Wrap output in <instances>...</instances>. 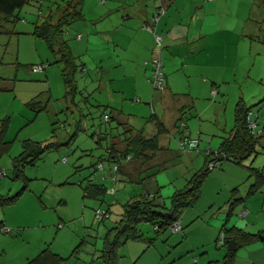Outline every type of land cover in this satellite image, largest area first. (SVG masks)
<instances>
[{"label":"rangeland","instance_id":"rangeland-1","mask_svg":"<svg viewBox=\"0 0 264 264\" xmlns=\"http://www.w3.org/2000/svg\"><path fill=\"white\" fill-rule=\"evenodd\" d=\"M64 1L29 0L19 10V20L11 25L10 33L3 28L0 31V126L6 120L3 138L9 142L7 151L0 155V169L6 172L5 176L0 177V194L15 195L26 185L12 204L0 206V221L4 219L5 228L12 230L9 233L0 231V264H24L45 247L64 257L76 249V257L67 264H101L98 256L103 234L119 218L122 204L131 197L150 191L155 193L154 201L168 206L173 191L183 188L190 175L203 166L206 150L214 152L221 137L232 128L234 106L238 99L250 106L249 117L255 121L256 131L264 127V17L254 14L249 19L240 20L238 24L236 20L229 21L227 18L221 22L223 31L217 34L216 42L210 45L218 46L222 59L212 60L211 57L208 62L207 59L204 62L198 58L201 65L205 64L201 71L191 68L188 70L191 73L190 80H182L179 74L175 80L176 89H191L189 94L193 97V107L185 112L188 117L187 130L191 136L187 138L198 141L197 150L187 151L191 153V164L185 168L183 163L161 164L159 159L153 165L155 173L151 176L141 174L139 183L113 180L110 163L99 160L106 156L110 137L103 133L99 134L100 137L104 136L100 144L95 140V130L102 119L104 107L113 105L126 113L132 111L143 122L156 110L152 103L143 112H133L134 104L143 103L140 94L134 92V80V85L128 86L131 81L124 79L125 87L133 90L126 92L124 97L116 88L120 87L119 77L113 79L115 85L111 86L114 91L109 84L105 88L104 70L95 65L93 52L85 50L84 45L83 28L89 9L95 4L91 0L84 1L85 20L71 22L63 29V36L71 45L77 64L74 72L77 89L74 102L63 98L65 89L60 76L62 63L55 62L56 57L45 42L31 37L30 32L34 23L41 22L49 11H55ZM233 25L239 29H243V25L247 26L244 30L248 34H228L227 28ZM78 33L84 36L81 40L75 38ZM213 39L214 36H211L208 42ZM36 57L38 61H28ZM40 63L43 69L34 73L30 67ZM46 70L49 79L45 78ZM213 70L222 71L223 80H210L207 74ZM119 72L117 70L113 75L117 77ZM196 72L200 80H196ZM205 76L206 83L201 80ZM211 81L215 83L214 97L208 94ZM45 84L49 87L47 95L44 93ZM147 84L151 87L150 82ZM38 96L43 103L47 96L48 100L45 109L36 112L28 102ZM137 98L140 101H136ZM100 128L104 129L105 125L101 124ZM175 135L180 138L179 133ZM178 138L170 137V148L180 152L183 158L187 152L178 149ZM26 139L41 144L53 142L54 145L33 165H27L22 177L14 179L11 158L21 151V142ZM163 154H159V158ZM98 164L102 168L99 169ZM130 164L133 165V162ZM227 164L238 167L240 171L224 167ZM250 166L259 169L264 167V145L258 143L255 152L239 164L225 159L216 161L201 186L202 196L198 201L200 209L196 218L187 224L181 220L180 226L183 228L178 233L172 232L170 228L159 232L152 245L147 246L143 241H128L119 246L118 264H131V258L135 259L136 264H173L172 259L175 264H212V261L222 260L227 248L220 245L218 234L220 228L225 226L228 204L220 212L224 217L223 224L220 226L218 222L216 228L212 224L216 223L215 216L219 214L216 212L221 208L215 205L209 207L208 202L216 198L222 202L225 184L236 183V175L247 178V167ZM222 168L226 170L222 171ZM89 179L106 185L107 191L102 201L83 195V188ZM110 189L113 191L110 192ZM239 195L236 193L234 197L238 198ZM107 208L109 217L102 222L97 221L94 210ZM204 225L206 228H203ZM138 228L147 236L155 235L147 223H140Z\"/></svg>","mask_w":264,"mask_h":264},{"label":"crops","instance_id":"crops-1","mask_svg":"<svg viewBox=\"0 0 264 264\" xmlns=\"http://www.w3.org/2000/svg\"><path fill=\"white\" fill-rule=\"evenodd\" d=\"M84 1L85 0H82L80 6L82 15L80 19L82 20H85L83 13ZM91 1H94L95 4L89 9L87 22H85V28H83L85 29L84 45L85 50H91L93 52L92 57L94 58L95 65L104 70L103 83L105 88H108L107 84H109L110 89L114 91L111 86L115 85L113 79L119 77L118 79L120 80L118 81H120V85L118 86L120 87L116 88L124 97L126 96V92H133L131 88L125 87L124 81L128 78L129 80H127L131 81V83L128 84L129 86L130 84L134 85V82H132V80H134L136 82L134 92L140 94L142 98L141 103H143L134 104L132 109L133 112L145 111L146 106H150V102L154 104L156 110L155 119L146 120L144 118L145 121L143 122L142 120L140 121L138 116L132 113V111L126 113L122 108L113 105L108 106V109L112 110L115 119H113L110 125L113 127V131L111 134H107V136L111 139L113 135L112 142H114L116 148L123 149L127 142L126 137L128 138L129 136L141 133L144 137L148 138L157 134L159 127H163L164 129L158 136L160 149L157 150L151 159L147 162H143L141 159L134 160L133 165L130 163L123 164L121 173L117 175V180L123 183H139L141 174L151 176L155 173L153 165H155V161L159 159L161 164L163 162L176 165L183 163V165H185L184 167L187 168L186 165L191 164V153L187 152V154H185L187 156H183L182 158L181 153L177 150H172L169 143L171 136L176 139L178 138L175 133H179L178 136L180 137H191L187 130L188 117L185 112L193 107V97L189 94L191 93V89L188 91L176 89L175 80H177V75L179 74L182 80H190L191 76L189 74L191 73H188V70L197 68L201 71L202 67L205 65H201L198 58L204 62L206 59V62H208L211 57L212 60L222 59L221 50H217L218 46H210L216 42L217 34L223 31V24L221 22L229 18V21L236 20L238 24L240 20L249 19V17L254 16V14H260L264 17V0H161L165 11L154 27L155 32L161 36L165 89L157 93L147 84L149 83L151 69L149 62L152 57V34L144 29L143 25L157 9L159 4L158 0ZM108 1V5L101 6V4H106ZM10 27V25H5L3 30L6 29V32L10 33ZM244 27L243 25V29L242 27L239 29L238 26L234 28L233 25L227 28V33L229 34L230 32V34H232L234 32H241L248 34V32L244 30ZM77 35H80V37L77 38ZM30 36L34 37L32 34H30ZM84 36L78 33L75 35V38L81 40ZM211 36H214V39L211 42L209 41V43L208 38ZM33 41L36 44L35 40ZM69 49L71 53L75 55L71 45H69ZM28 61H38V59L36 57L28 59ZM117 70L120 71V76L117 75L116 77L113 73ZM195 76L196 80H200L198 72H196ZM207 76L210 80H218L219 78L223 80L224 78L222 71L216 72L214 70L207 74ZM45 78H50L48 70L45 71ZM201 80H207L206 76L203 79L201 78ZM204 83H206V81ZM214 84L215 83L211 81V86L208 91L209 95L214 88ZM45 87L47 90L45 88L44 93L47 95L49 87L46 84ZM204 90L206 91L205 86ZM215 95L216 94H214L213 97ZM36 99L39 100V96L36 97ZM44 100L47 102L48 96L46 99L44 98ZM39 102L43 103L41 100H39ZM181 123L184 126H182L180 129L181 131L178 132V126H176V124L179 125ZM263 128H261V130L264 135ZM227 134L228 132L224 136ZM223 137H221V139ZM258 143L264 145V136L258 140ZM216 149L217 148H215V150ZM161 153L164 154L159 158L158 155H161ZM224 167H233V169L238 170V167L234 168V166H229L228 164ZM221 170L224 171L226 169L222 168ZM236 176V183L232 185H230L231 183L225 184L222 202H219L217 198L215 200L209 199V207L215 205V207L221 208L216 212L219 213L215 216L216 219L214 221H216V223L212 225L218 228V222L220 226L223 224L224 217H222L220 212L224 211L225 204L227 205L230 202L232 197L231 191L235 189L237 193L240 194L238 197H241L242 201L233 207L232 216L229 219H225V228L235 226L247 232L261 233L263 237H256L255 241L238 247L234 255V264H264V186L258 192L244 198L253 178H249L248 175L247 178L240 175ZM229 191L230 197H228ZM145 192L152 193L150 191ZM201 196L202 192L200 190V196L197 201L181 212V219L179 216V221L182 220L181 222L184 221L185 224H187L196 218V214L199 212L198 209H200L198 201H200ZM188 208H191V210H187ZM2 221L4 226H6L5 220L3 219ZM207 226H210V224ZM203 228H206V225H204ZM130 261L131 264H136L134 258H131ZM174 262L175 260L172 259L173 264H175Z\"/></svg>","mask_w":264,"mask_h":264},{"label":"trees","instance_id":"trees-1","mask_svg":"<svg viewBox=\"0 0 264 264\" xmlns=\"http://www.w3.org/2000/svg\"><path fill=\"white\" fill-rule=\"evenodd\" d=\"M28 2L29 0H0V31L1 28L5 27V25H14L15 22L19 20V10ZM81 4L82 0H65L62 5H58L55 11H49V13L41 22L34 23L33 30L31 32L34 37L42 39L45 42L47 48L56 57L55 62L62 63L60 76L65 89L63 98L65 100H69L71 103L74 102L73 97L75 92H77L74 81V72L77 68V64L69 49V45L63 36V29L69 23L74 22L82 17L80 10ZM153 45L154 41L152 37V46ZM149 63L151 65V59ZM162 73L165 89V75L163 69ZM149 82L151 84L150 79ZM152 90L154 92L162 91L154 90L153 87ZM136 101H139V99L137 98ZM28 104L32 106L36 112L43 110L46 107V102L40 103L36 98H32ZM150 104H152V102H150ZM76 105L77 104H75V106ZM76 107H78V105ZM79 112H81V109ZM249 112L250 106L246 105L242 99H238L234 106L232 128L228 134L221 139L217 149L214 152L205 154L203 166L190 175V177L186 180L184 187L173 191L172 195L170 196L168 206L154 201L155 193L148 192H142L139 195L131 197L122 204V212L119 218L112 226L107 228L103 234L102 247L98 256L101 259V264H117V259L119 257L117 254V249L119 246L123 245L129 240L143 241L147 244V246L152 245L159 232L169 228L173 222L179 219L181 212L185 208L192 206L197 201L200 196L201 186L206 176L210 172V170L207 168L208 162H216L225 159L239 164L241 163L242 159L255 152L258 140L262 137L263 133L255 136L247 127V115ZM81 115L85 116L86 114L82 113ZM104 115L108 116V120L105 121L103 119ZM101 117L102 119L98 124L99 126L95 130L97 132L95 140L98 144H100L101 139L104 136L112 133L113 127L110 125L113 119H115L114 114H112V110L108 109V106L104 107ZM149 119H155V112L151 113ZM101 124L105 125V128L102 130L100 128ZM5 126L6 120L3 121L0 126V155L6 152L9 147V142L5 141L3 138ZM176 126H178L177 129L179 132L184 125L181 123L179 125L176 124ZM163 131V127H159L158 133L148 138L144 137L141 133L129 136L128 138L126 137L127 142L125 144V148L123 149L116 148L114 142H112V135V140L110 139L106 145V156H104V158H99V160L103 159L108 161L110 163V170L112 169V166H117L115 172L111 170L113 173L112 176H114L115 180H117V175L121 173L123 164L139 159H141L143 162H147L151 159L157 150L160 149L158 136ZM103 133L104 136L100 137L99 134ZM186 138L180 137L178 138V141ZM53 145V142L41 144L38 141L27 139L23 140L21 142V151L11 158L13 178L16 179L22 177L23 169L27 165H33L37 160L41 159L45 151L50 149ZM127 156L130 157L128 160H126ZM99 162L100 161L97 163ZM247 169L248 177L253 178V180L249 185L244 198L253 195L264 186V173L262 171L264 167L259 169L250 166L247 167ZM24 180L26 181V179ZM25 187L26 185H24L23 189H25ZM23 189H21L17 194L11 196L0 194V206L12 204ZM106 191L107 188L104 184L96 182L93 179H89L86 186L83 188V195L91 198H98L100 201H102ZM231 193L232 197L228 203L226 219L232 213L233 207L242 201L241 197H234L237 193L235 189L232 190ZM150 194L152 195L151 197L149 196ZM106 211L109 217V208H107ZM103 220L104 219H102L100 222ZM142 222L149 224L155 234L154 236H147L138 228V225ZM2 228H5V226L3 221H0V231H2ZM220 231H223L224 239L227 237L234 238L238 247L255 241L256 237H263L261 233L247 232L235 226L225 228L223 225L220 228ZM235 252L236 251L234 250L227 249L222 260L212 261L211 263L234 264ZM76 253L77 250L73 249L69 256L64 257L52 251L49 247H45L24 264H67L71 258L76 257Z\"/></svg>","mask_w":264,"mask_h":264},{"label":"built area","instance_id":"built-area-1","mask_svg":"<svg viewBox=\"0 0 264 264\" xmlns=\"http://www.w3.org/2000/svg\"><path fill=\"white\" fill-rule=\"evenodd\" d=\"M159 4L157 9L152 13V15L148 18V20L145 22L143 28L149 31L152 34L154 45L152 46V58H151V75H150V81L152 84V87L154 90H163L164 89V82H163V73H162V61H161V36L155 32V24L159 20L160 16L164 13L165 9L164 6L161 2V0H158ZM77 38L80 37V35L76 36ZM43 65H32L30 69L33 72L40 71L43 69ZM210 94L213 96L215 94V90H211ZM103 119L106 121L108 120V116L104 115ZM255 121L251 120L249 117V114L247 115V127L250 129L252 134L259 135L262 133V130L256 131L255 129ZM178 149L182 152H187V151H192V150H197L198 147V141L197 139H183L179 140L177 142ZM206 153H210V151L206 150ZM130 157L127 156L126 160H128ZM65 159V158H64ZM216 165L215 161H210L207 164V168L209 170L213 169ZM98 168H101V165H98ZM117 169V166L114 165L112 166V171L115 172ZM264 173V169L262 170ZM5 175V171L0 169V177ZM112 179L115 180L114 176H112ZM110 192L113 191V189L109 190ZM150 197L152 196L151 194L149 195ZM94 217L97 221H101L102 219H105L108 217V213L106 210H101V209H95L94 210ZM170 230L172 232L178 233L180 230H182V227L180 226V221L176 220L169 226ZM11 229L9 228H2V232H10ZM218 239L220 244L223 245L224 243V233L223 231H220L218 234Z\"/></svg>","mask_w":264,"mask_h":264},{"label":"water","instance_id":"water-1","mask_svg":"<svg viewBox=\"0 0 264 264\" xmlns=\"http://www.w3.org/2000/svg\"><path fill=\"white\" fill-rule=\"evenodd\" d=\"M223 245L229 250L236 251L238 248L236 240L234 238H231V237L225 238Z\"/></svg>","mask_w":264,"mask_h":264}]
</instances>
